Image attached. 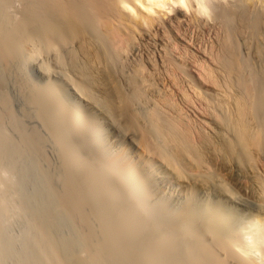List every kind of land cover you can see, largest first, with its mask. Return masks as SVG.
Here are the masks:
<instances>
[{"label":"bare ground","instance_id":"bare-ground-1","mask_svg":"<svg viewBox=\"0 0 264 264\" xmlns=\"http://www.w3.org/2000/svg\"><path fill=\"white\" fill-rule=\"evenodd\" d=\"M14 1L0 0V264H264L263 181L249 175V200L213 165L264 155V0ZM199 27L209 41L184 32ZM31 157L51 167L28 186L32 216L15 179Z\"/></svg>","mask_w":264,"mask_h":264},{"label":"rangeland","instance_id":"rangeland-1","mask_svg":"<svg viewBox=\"0 0 264 264\" xmlns=\"http://www.w3.org/2000/svg\"><path fill=\"white\" fill-rule=\"evenodd\" d=\"M15 3H18L19 4V2H18V0L16 1H14ZM14 3V4H15ZM16 6H17V4H16ZM14 7H15V5H14ZM259 17V16H258ZM261 18V17H260ZM260 25H258V30H257V33L260 31V33L261 32H263V29H260V27H259ZM261 28H262V26H261ZM198 30V31H197ZM197 30H196V32H194L195 30L194 29H190V30H187V32L186 31H184L185 33H186V35L187 34H191L190 36L193 38L192 40H194V41H197V39L199 40V41H197V43L198 42H200V41H204V42H206V40H210L209 38H211V34L209 35V33H206V31H205V29L204 28H201L200 29V27H199V29L197 28ZM202 30V31H201ZM204 32V33H203ZM128 33V32H127ZM194 33V34H193ZM130 35V34H129ZM171 35V34H170ZM196 37H195V36ZM131 36V35H130ZM130 36H128V37H130ZM175 36V35H174ZM172 37L174 40H177V38H175V37ZM189 36V35H188ZM189 36V37H190ZM208 36V37H207ZM190 37V38H191ZM205 37V38H204ZM130 38H132V36L130 37ZM133 39V38H132ZM202 39V40H201ZM258 39V41H259V43H260V40H259V38H257ZM257 42V41H256ZM255 42V43H256ZM191 43V45L193 44L192 42H190ZM258 43V44H259ZM194 45V44H193ZM255 45H257V44H255ZM242 49V48H241ZM242 51H244L243 53H246V54H243V53H241V55H242V57H244L243 59H245V58H247V56H249V55H247V54H249V53H247L246 51H245V49L244 50H242ZM241 52V51H240ZM249 58V57H248ZM257 65H255L257 68L256 69H258V70H256L255 69V66H254V69L257 71V72H259L260 73V71H262L263 70V68H262V66H260V63H256ZM258 66H260V67H258ZM189 69H191V66H189L188 67ZM261 69V70H260ZM180 70V69H179ZM188 70V69H187ZM192 70H194L195 71V69L194 68H192ZM177 71H178V69H177ZM194 71L192 72L191 70H189L188 71V73L190 74V75H192V77H194V75L193 74H195V76L197 77V74L196 73H194ZM32 72H33V70H32ZM31 72V69H29L28 70V73L30 74V75H32L33 73ZM183 73L181 70L179 71V73ZM191 72V73H190ZM187 73V72H186ZM36 74V73H35ZM261 74H262V72H261ZM37 75V74H36ZM35 75H33L32 77H34ZM196 77H194L195 78V80L196 79H198V78H196ZM36 78V77H35ZM194 78H193V80H194ZM192 80V81H193ZM194 80V81H195ZM197 81V83L199 84V82H198V80H196ZM12 82V81H11ZM195 83V82H194ZM196 85V84H195ZM198 86V85H197ZM203 86V87H202ZM13 86H11V89H9V92L10 93H14L15 92V90H14V88H12ZM198 87H200V84H199V86ZM200 88H202V89H204V90H206L207 92L205 93V94H207V97L209 96V94H210V91H212L211 93L213 94V97H215V98H213V99H215L216 100V96H214V93H215V91H213V90H208V88L207 87H204V85H201V87ZM207 88V89H206ZM13 91V92H12ZM209 91V92H208ZM214 92V93H213ZM14 94H16V93H14ZM13 94V96H16V95H14ZM11 95V94H10ZM216 95V94H215ZM210 96H211V94H210ZM192 102H193V104H195L194 106H197V108L199 107V103L197 102L198 100L196 99V97H194L193 95H192ZM212 97V96H211ZM211 97H209V99H211L212 100V98ZM19 99L18 98V96H16L15 98L13 97L12 98V95H11V99H12V101H13V104H14V107L16 108V104H17V108H16V110H19L20 108L19 107H21L20 105L21 104H19V102H21V101H19V100H17V99ZM181 97H179V99L177 98V102L178 101H180V102H178L180 105H182L183 104V102L181 101L182 99H180ZM14 99H15V101H14ZM195 99V100H194ZM196 101V102H195ZM212 103V102H211ZM214 103V102H213ZM19 108V109H18ZM196 108V107H195ZM195 108H191V107H188V106H186V109L188 110V113H189V115H191V116H193L192 118L194 119H197V120H201V121H203V122H205L206 124L205 125H203L204 126V129H206V131H208L209 133H213L214 132V130H217L216 129V127H213L214 126V124L212 125V120H209L208 118H203V117H201L200 115H198V113H196V109ZM215 107H213V111L215 112V113H218V109H214ZM194 109V110H193ZM193 111H195V112H193ZM217 111V112H216ZM264 112V111H263ZM192 114H194V115H192ZM199 116H197V115ZM263 116V120H264V114L262 115ZM202 118V119H201ZM206 119V120H205ZM209 122V123H208ZM209 124V125H208ZM212 126H211V125ZM207 125V126H206ZM210 126V127H209ZM210 128V129H209ZM212 128V129H211ZM214 128V129H213ZM213 130V131H212ZM223 131V132H222ZM216 132V131H215ZM220 132L221 133H225V137L226 138H230L231 139V135H230V133H229V135H230V137H227V135H228V131H226V130H220ZM47 147H50L49 149L50 150H48V148L46 149L45 148V151H46V155L47 154H49V155H47L48 156V158L50 159H52V157H53V160L52 161H50V162H52V165H54L53 164V162L55 163L56 162V157H55V155H54V153H52L53 152V149H51L52 147H51V145H46ZM45 146V147H46ZM52 150V151H51ZM52 154V155H51ZM221 155H223V156H221ZM224 157V158H223ZM254 159L251 161V164L250 163H246V162H240L239 163V166H238V164L236 163L235 164V161L233 160V159H229V157H228V159H227V157H225V155L222 153H218L217 155H216V158L214 157L212 160H213V165H214V163H215V165H216V167H218L217 168V173L218 174H220V176H222L228 183H229V186H231V188L233 189V191H235V192H237L239 195L241 194V196L243 195V196H246V198H248L249 200H252L253 199V197L254 196H252V190H251V187H250V182H251V180H250V176L252 175V174H256L257 175V177L260 179V180H262L263 181V183L262 184H264V155H263V153L261 154H259V153H255L254 154V157H253ZM227 159V160H226ZM36 160V159H35ZM231 160V161H230ZM31 161L33 162L34 160L32 159V157L31 158H28V161H27V159H24V161H23V163L21 162V164H22V166L24 167V166H26V167H24L23 168V172H24V169H25V174H26V177H24V175H23V177L25 178H21V175L19 174V176H15L16 178V183L18 184L19 182H20V184H19V186L22 188V186L24 185V183H22V182H25L26 181V185L25 186H30V185H32L33 183V181H35L34 182V184L35 185H38L39 186V174H40V170L42 169L43 170V168H45L44 170H47V169H49V170H51L50 168H48V167H43L45 164L44 163H39L38 165L36 164V163H32L31 164ZM253 162V163H252ZM28 164H29V166H28ZM31 164V165H30ZM36 164V165H35ZM44 164V165H43ZM253 164V165H252ZM41 165H43V166H41ZM242 165V166H241ZM47 166V165H46ZM42 167V168H41ZM238 167V168H237ZM250 167V169H248ZM252 167V168H251ZM35 168H36V170H35ZM41 168V169H40ZM214 168H215V166H214ZM240 168V169H239ZM238 169V170H237ZM242 169V170H241ZM252 169V170H251ZM26 170L28 171L29 170V172H34V174L35 173H38V175L36 174V175H34V174H32V175H30V176H32V177H34V178H29V176H27V172H26ZM30 170H32V171H30ZM38 170V171H37ZM239 170H240V176H238V174H237V172H239ZM28 172V175L29 174H31V173H29ZM34 175V176H33ZM250 175V176H249ZM247 178H246V177ZM37 177V179H35ZM249 177V178H248ZM18 178L20 179V180H18ZM28 178H29V180L31 179V181H28ZM233 178V179H232ZM27 179V180H26ZM38 181V182H37ZM31 184H30V183ZM22 183V184H21ZM22 185V186H21ZM35 185H32V186H30V188H34L33 186H35ZM24 187V186H23ZM27 187L26 188H22L23 189V191L25 190V189H27ZM36 187V186H35ZM29 187H28V192L27 193H30V194H28L29 196H30V198L32 197L33 199H35L36 201H34L33 199H31V200H33V201H31L30 199H29V197H28V199L30 200V201H28L29 203H28V206L30 207V209H32V208H34V209H32L33 210V212H32V210H31V216L32 215H34V214H38L39 215V203L40 204H42L41 203V201L43 202V197L41 196V194L40 193H35V192H37V191H35V189H34V191L35 192H31L33 189H30ZM247 188V189H246ZM249 190H251V191H249ZM39 191V190H38ZM25 192V191H24ZM25 192V193H26ZM251 192V193H250ZM26 193V194H27ZM36 195H35V194ZM40 194V195H39ZM251 194V195H250ZM248 196V197H247ZM37 198L38 199H40V200H37ZM42 199V200H41ZM30 202H32L31 204H30ZM37 202H39V203H37ZM30 204V205H29ZM35 205L37 206L36 208H35ZM32 206V207H31ZM68 232V231H67ZM66 232V233H67ZM65 233V232H64ZM63 233V234H64ZM65 233V235L66 236H69V234L67 233L66 234ZM76 233V232H75ZM63 234H62V236H63ZM54 235V234H53ZM56 235V234H55ZM58 235V234H57ZM54 236L55 237V239H57V238H59V236ZM65 237V236H64ZM58 240V239H57ZM59 241V240H58ZM78 241V240H77ZM80 243V244H79ZM82 245H83V243H81V241L80 242H78V246L81 248L82 247ZM62 251V250H61ZM64 252H65V250H64ZM64 254H66V253H64ZM64 254H61L62 256H64L65 258L67 257L66 255H64ZM36 260L38 261V263L39 262H42V259H40V256H39V254L37 255L36 254ZM37 263V264H38ZM40 264H42V263H40Z\"/></svg>","mask_w":264,"mask_h":264}]
</instances>
